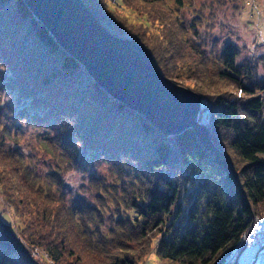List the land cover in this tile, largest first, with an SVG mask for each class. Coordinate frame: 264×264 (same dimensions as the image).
Here are the masks:
<instances>
[{"label":"trees","instance_id":"obj_1","mask_svg":"<svg viewBox=\"0 0 264 264\" xmlns=\"http://www.w3.org/2000/svg\"><path fill=\"white\" fill-rule=\"evenodd\" d=\"M83 1L103 25L146 48L165 78L185 87L183 74L196 84L201 120L219 151L204 149L193 131L164 136L102 90L23 0H0V178L6 198H14L17 178L41 202L14 198L28 221L27 247L0 218V264H40L35 247L55 264H81L69 235L83 251L119 252L110 264H144L156 241L161 260L227 264L255 219L264 220V82L256 60L240 64L230 44L208 50L201 17L189 23L181 14L187 7L196 14L192 0H170L173 8L167 0ZM4 110L33 127L38 146L66 172L105 163L118 178L109 188L108 178L88 174L96 202L68 204L62 171L45 179L33 168L15 137L20 125L13 129ZM135 241L144 246L130 256Z\"/></svg>","mask_w":264,"mask_h":264},{"label":"water","instance_id":"obj_2","mask_svg":"<svg viewBox=\"0 0 264 264\" xmlns=\"http://www.w3.org/2000/svg\"><path fill=\"white\" fill-rule=\"evenodd\" d=\"M23 1L60 48L113 99L166 137L193 131L204 149L219 151L209 126L201 121L203 97L165 78L146 48L116 36L83 0Z\"/></svg>","mask_w":264,"mask_h":264},{"label":"rangeland","instance_id":"obj_3","mask_svg":"<svg viewBox=\"0 0 264 264\" xmlns=\"http://www.w3.org/2000/svg\"><path fill=\"white\" fill-rule=\"evenodd\" d=\"M192 3V5L186 4L189 7H193L191 9H194L196 14L194 15L193 13L187 11L188 7L186 10H183L181 14L189 23H192V20H194L197 16L201 17L202 24L198 28L201 30L203 38L207 43L208 50L214 46V51L221 52L225 45L230 44L236 46L240 51L238 62L242 64L249 59L256 60L258 64L257 76L264 82V0H192ZM167 5L168 8H173V1L167 0ZM107 28L112 31L109 27ZM112 32L118 37L131 39L126 35L119 34L114 31ZM178 71L179 68H177L175 71L177 72L176 75H180ZM215 73L216 71L211 74L215 75ZM179 77V81L184 83L185 88H190L189 90L191 91L192 89L194 90L196 88V84L186 80L185 75L182 74ZM207 79H209V77H207ZM198 87L200 88L201 93L209 94V91L205 86ZM197 90L199 91V89ZM4 115L6 117H10L8 123L9 125H12L13 129L15 126L20 125L21 128L20 131H18L19 135L15 137L17 140L19 137L20 143L23 144V148H20V150L23 152L24 156L26 158L32 156L31 159L29 158V161L32 162V166L37 172L42 174L44 178L47 179V174H53V171H62L63 184L65 185L63 191L66 194V200H68V204L72 205L74 204L75 200L78 199H84L89 204H94V202H96L98 193L92 189L93 186L90 184L88 174L93 173L103 177L104 179L108 178L107 185L109 188L111 187V183H113L111 178H118L117 175L111 172V168L106 166L105 163H101L99 167H93L87 163H83L85 168L84 171L87 170V172H84L83 170H77L73 166V169H69L66 172L65 169L61 167L63 164L60 161V158L57 159L55 157H51L50 155L44 153L43 149L38 146V133L33 127H29V125L25 124L23 121L14 122L12 120L13 114L12 116L9 115L8 110H4ZM60 153L61 152L59 151L58 154ZM4 165L6 167L8 166V163L4 161ZM59 167H61V169H59ZM10 176L15 177V175L11 172ZM14 181L15 185L13 194L14 198H17V202L25 200V198L28 197L32 201L37 202L38 205L41 203L40 200H37V197L32 196L28 191H26V189H23L22 184L19 182V180H17V178H15ZM117 185L118 187L115 189V191L123 194L122 184L118 182ZM3 187L4 186L0 178V218L7 225L12 227L14 233L17 232L16 235H18V240L25 247H27L29 241L25 237L24 231L28 221L22 218V210L16 207V200L13 197L12 198L14 200L11 197H8L10 200L6 198V191ZM103 231H106L105 227L103 228ZM70 239L74 243L70 244L78 252V256L75 257L80 259L81 264H110L117 257V255L120 254L119 252L113 251L103 254L101 252L93 253L87 250L83 251L81 245L75 240L76 236L74 238L73 236L71 237L69 235V240ZM124 241L126 240H121V242ZM157 243V241L154 242L152 250L147 256L144 264H177L158 258ZM143 246L144 244H140L139 241L132 242V248L128 250L133 251L129 255L131 256L135 253H138L139 250L143 248ZM127 248H129V246ZM244 248L247 249L240 255L238 264H251L253 257L256 254L257 247L252 246ZM243 249L239 251L236 250L233 257L234 260H228L227 264H231L232 261L235 263V260L238 257L236 255L242 252ZM31 257L40 264H55L49 258L46 250L41 247L33 248L31 250ZM63 264L69 263L64 261ZM261 264H264V260Z\"/></svg>","mask_w":264,"mask_h":264},{"label":"built area","instance_id":"obj_4","mask_svg":"<svg viewBox=\"0 0 264 264\" xmlns=\"http://www.w3.org/2000/svg\"><path fill=\"white\" fill-rule=\"evenodd\" d=\"M252 246H256L258 251L251 264H261L264 260V220L255 219L251 231L242 236L236 250Z\"/></svg>","mask_w":264,"mask_h":264}]
</instances>
